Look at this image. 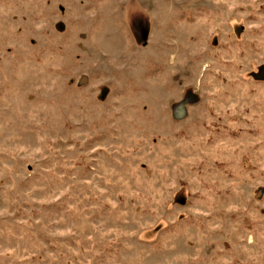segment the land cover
Listing matches in <instances>:
<instances>
[{"label":"rangeland","instance_id":"obj_1","mask_svg":"<svg viewBox=\"0 0 264 264\" xmlns=\"http://www.w3.org/2000/svg\"><path fill=\"white\" fill-rule=\"evenodd\" d=\"M0 264H264V0H0Z\"/></svg>","mask_w":264,"mask_h":264}]
</instances>
